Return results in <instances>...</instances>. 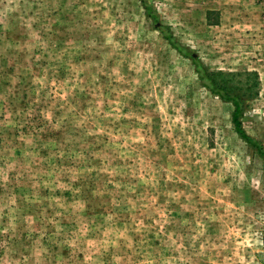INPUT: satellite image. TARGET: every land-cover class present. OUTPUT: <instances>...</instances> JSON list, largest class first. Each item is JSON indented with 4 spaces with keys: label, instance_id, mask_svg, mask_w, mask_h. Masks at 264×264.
Returning <instances> with one entry per match:
<instances>
[{
    "label": "rangeland",
    "instance_id": "obj_1",
    "mask_svg": "<svg viewBox=\"0 0 264 264\" xmlns=\"http://www.w3.org/2000/svg\"><path fill=\"white\" fill-rule=\"evenodd\" d=\"M143 1L0 0V264H264V156L196 70L257 73L264 148V0Z\"/></svg>",
    "mask_w": 264,
    "mask_h": 264
},
{
    "label": "trees",
    "instance_id": "obj_2",
    "mask_svg": "<svg viewBox=\"0 0 264 264\" xmlns=\"http://www.w3.org/2000/svg\"><path fill=\"white\" fill-rule=\"evenodd\" d=\"M149 10H153L152 3L149 0L143 1ZM149 16H152L155 19L157 15H152L149 11ZM155 16V17H154ZM165 37L171 42V44L183 55L188 56V51L185 48L181 47L176 43L173 34L165 35ZM196 70L199 73V78L202 81L203 85L210 89V91L218 95L221 99L225 101H230L234 105V111L232 114V121L238 135L245 140L249 145L253 146L258 150L260 155L264 156V148L259 144V142L250 134L246 132L242 124V118L245 114L246 105H248V98L255 97L259 93V78L257 73H249L250 85L245 87V93H241L238 88H234L226 81L219 79V75L216 72H209L208 68L204 66L203 63H196ZM206 78H210L206 80ZM248 96V97H247Z\"/></svg>",
    "mask_w": 264,
    "mask_h": 264
}]
</instances>
